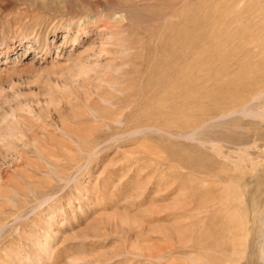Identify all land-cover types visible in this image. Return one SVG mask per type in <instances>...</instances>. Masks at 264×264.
Listing matches in <instances>:
<instances>
[{"label": "rangeland", "instance_id": "374dc122", "mask_svg": "<svg viewBox=\"0 0 264 264\" xmlns=\"http://www.w3.org/2000/svg\"><path fill=\"white\" fill-rule=\"evenodd\" d=\"M0 264H264V0H0Z\"/></svg>", "mask_w": 264, "mask_h": 264}]
</instances>
